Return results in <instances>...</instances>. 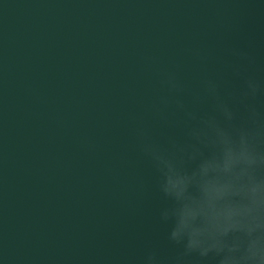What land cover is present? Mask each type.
I'll list each match as a JSON object with an SVG mask.
<instances>
[{"label":"water","instance_id":"obj_1","mask_svg":"<svg viewBox=\"0 0 264 264\" xmlns=\"http://www.w3.org/2000/svg\"><path fill=\"white\" fill-rule=\"evenodd\" d=\"M247 77L264 89V0H0V262L170 264L141 140L184 142L177 100L206 115L204 81Z\"/></svg>","mask_w":264,"mask_h":264},{"label":"clouds","instance_id":"obj_2","mask_svg":"<svg viewBox=\"0 0 264 264\" xmlns=\"http://www.w3.org/2000/svg\"><path fill=\"white\" fill-rule=\"evenodd\" d=\"M244 83L226 99L216 80L204 81L211 100L206 115L186 111L177 100L188 122L184 142L169 137L161 145L141 133L140 151L168 202L157 218L178 249L170 264H264V113L250 102L264 89L253 77ZM168 85L179 93L171 78ZM143 264L162 262L149 250Z\"/></svg>","mask_w":264,"mask_h":264}]
</instances>
